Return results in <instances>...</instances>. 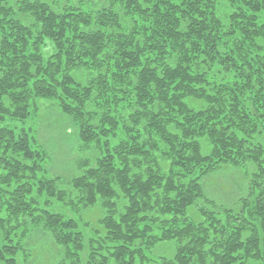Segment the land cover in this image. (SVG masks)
I'll return each mask as SVG.
<instances>
[{"label": "trees", "instance_id": "1", "mask_svg": "<svg viewBox=\"0 0 264 264\" xmlns=\"http://www.w3.org/2000/svg\"><path fill=\"white\" fill-rule=\"evenodd\" d=\"M261 11L264 0H0V264H15L12 232L33 224L60 264H149L162 244L159 264H264ZM44 99L96 153L67 182L36 179L44 151L2 125ZM226 167L246 178L233 205L201 182Z\"/></svg>", "mask_w": 264, "mask_h": 264}, {"label": "rangeland", "instance_id": "2", "mask_svg": "<svg viewBox=\"0 0 264 264\" xmlns=\"http://www.w3.org/2000/svg\"><path fill=\"white\" fill-rule=\"evenodd\" d=\"M257 22L264 24V11L258 14ZM43 52L47 56L51 51L45 49ZM2 125L28 133L37 142L36 146H40L44 151L45 158L41 160L40 169L35 173L36 179L46 175L59 177L67 182L78 175L77 168L81 162L88 159L91 161L96 154L95 151L88 149V144L81 143L75 121L64 114L54 100H39L35 113L23 121L7 119ZM93 145L89 144L91 147H94ZM241 171L226 167L211 176H203L201 182L209 196L218 202L233 205L238 197L245 195L243 187L246 185V178L244 171ZM49 201L48 210L52 213L79 219V214L72 213L69 207L55 200ZM101 215L100 210L94 208L81 213L82 221L79 224L85 237L93 234V227H96V221ZM84 221H88L89 225L84 226ZM12 233L13 242L20 244L22 248L16 253L15 264H60V250L51 241L50 233L43 229L42 224H33L27 229L19 228ZM171 252L170 246L164 244L157 246L154 253L149 256V264H159V257L170 256ZM82 257L84 260L85 253Z\"/></svg>", "mask_w": 264, "mask_h": 264}]
</instances>
